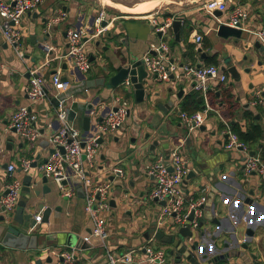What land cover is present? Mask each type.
I'll return each mask as SVG.
<instances>
[{"label": "crops", "instance_id": "obj_1", "mask_svg": "<svg viewBox=\"0 0 264 264\" xmlns=\"http://www.w3.org/2000/svg\"><path fill=\"white\" fill-rule=\"evenodd\" d=\"M84 1L43 0V3L24 20L23 57L6 42L0 28V63L4 65L0 77V195L5 194L6 184L10 180L9 165H16L14 175L20 177L23 182L27 174L33 173L34 177L39 179L34 190L40 189L41 193L32 197L34 204L27 207L26 211L32 213V218L25 228L30 234L39 231L38 234L49 238L36 249L11 248L0 241V264H57L59 253L64 249L73 251L79 264H108L106 251L95 241L88 244V248L76 247L79 240L84 239L92 230V221L85 210L82 181L70 173L66 185L72 194L64 196L50 179L53 191L44 194L41 182L44 174L39 168L31 167L27 173L20 168L22 158L30 159L32 163L37 161L40 165L53 149L50 139L58 130L60 122L56 113L57 103L54 101L57 89L49 80L58 71L61 72L63 81H70L74 86L69 104L75 114L70 120L77 127L75 121L82 117L80 130L85 133L83 138L96 134L97 122L110 112L113 96L124 95L131 103L126 124L116 133L108 135L111 138L110 145L105 146L107 140H102L95 165L87 167L88 174L93 176L94 180L103 182L110 179L113 184L110 208L102 212L107 219L109 230L108 246L113 252L146 246L162 247L168 252L170 264L174 263V257L170 253L172 244L156 237L159 231L165 236L172 235L174 221L170 217L162 223L159 221L163 204L150 198L155 181L148 174V166L158 155L164 154L168 157L174 147L184 142L183 148L187 147L189 164L195 175L183 182V190L195 197L201 196V189H205L208 194L201 221L204 225L194 231L192 238V242L199 243V249L196 251L199 257L197 261L201 264H264V184L255 177L250 182L244 180L245 154L242 151L225 149V127L222 119L217 116L222 115L230 123L239 121L243 124L246 123L244 112L252 110L264 124L263 107L253 105L258 99L264 101V46L247 31H242L240 38H224L217 33L221 25L217 17L228 19L238 7H243L248 12V18L244 22L248 28L254 30L261 27L264 23V0H226L227 9L221 11L220 15H211L205 11L204 3L207 0H180L174 2V9L166 7L165 10L168 11L150 14H119L106 10L109 20L106 30L100 35L102 40H97L99 36L87 43L91 56H95V60L98 59L99 68L82 73L72 61L61 58H56L51 61L50 66L43 67L50 58L44 45L53 49L50 51L53 54L51 57L59 56L66 52L68 28L95 30L92 25L99 9L89 8ZM60 7L66 12V19L58 25L53 34H47L46 22L49 16L54 14V10ZM155 18L161 22L171 19L172 23L175 19L181 20L180 39H176L172 25L167 28L164 39L160 37L153 23ZM105 33L108 36L105 37ZM198 35H202L201 42L197 41ZM168 36L173 44L166 41ZM161 41L168 44L170 60L178 66L209 65V61L216 59L217 63L211 64L221 69L235 65L240 73L244 69L250 70L247 87H244V81L241 80L236 85L230 73L224 69L229 80L215 86L213 90L217 97L220 96L219 100L224 101L228 94L232 95L235 118L228 117L227 111L215 108L217 111L208 113L203 126L189 131L191 135L183 137L180 130L184 123L179 114L184 112L180 105L182 97L194 93L200 108L203 109L205 105L202 95L190 89L192 78L182 76L184 94L181 98L177 95L181 86L173 80L157 82L147 79L146 87L153 86V94L142 103L136 101L133 88L126 91L123 84L108 87L107 82L116 73L117 67L142 59L146 53L152 51L153 45L156 46ZM221 49L226 51L230 64L224 65ZM36 66H42L40 72L48 80V97L31 108L38 115L35 124L41 132L40 140L31 144L20 140L17 132L8 127V121L20 105L29 104L25 91L30 77L28 70ZM101 77L105 78L103 84L93 87L86 84L87 80H98ZM169 100L174 101L171 108L164 110L159 106L165 105ZM173 109L174 113L171 112ZM186 112L191 113L188 110ZM86 116L90 117L88 130L84 129ZM145 134L148 140L144 139ZM261 143L255 148L248 147L251 152L255 151L264 159V134ZM113 166L124 169L123 178L112 175L110 170ZM24 196L25 192L21 189L20 199ZM41 204L51 208L47 222L43 221L44 209L39 207ZM14 213L6 216L2 213L0 205V218L4 215L8 222H11ZM37 215L42 216L40 222L35 220ZM248 230L254 232L252 237L247 234ZM69 242L72 245H69ZM226 243L230 244V248H225ZM243 244H248V248H243ZM204 246L208 249V260L201 258L200 250ZM230 249L243 251L245 261L236 256L224 258L225 251ZM252 254L258 255V258L252 259Z\"/></svg>", "mask_w": 264, "mask_h": 264}, {"label": "built area", "instance_id": "obj_2", "mask_svg": "<svg viewBox=\"0 0 264 264\" xmlns=\"http://www.w3.org/2000/svg\"><path fill=\"white\" fill-rule=\"evenodd\" d=\"M43 0H0V28L6 42L13 46L20 57H23L22 41L24 38L25 26L23 24L26 16L37 9ZM204 9L208 14L214 15L218 11L227 9L226 0H207ZM248 12L243 7L236 8L228 19L217 17L219 24H226L237 27L242 31L251 33L257 41L264 46V23L257 29H250L245 25ZM66 19V12L63 8L54 10V14L46 22L45 32L51 33L54 25L61 24ZM106 9L100 8L95 17V30L90 31L86 28L67 29V48L66 52L59 56L51 57L53 49L49 45H44L50 57L43 64V67L50 66L51 61L56 58L72 61L82 73H88L93 62L91 53L88 51L87 43L89 40L99 37L106 26L104 21H108ZM158 32L162 33L164 39L167 28L171 26L172 20L159 21L153 20ZM240 24V26H238ZM202 35L197 36V41L201 42ZM145 69L149 75V80L157 82L180 83L182 76L192 78L190 89L202 95L205 105L203 109L194 113L181 112L182 122L186 124L189 131L203 126L208 118L210 111H217L211 104L210 92L215 90V86L226 83L229 80L228 74L215 64L194 66H178L170 60V48L164 41L154 46L152 51L143 57ZM40 67L29 68L30 74L25 91L28 95L29 104L20 105L11 115L8 121L9 128H15L18 137L23 141L34 144L41 138V132L36 126L38 115L31 108L42 102L48 97L46 85L48 80L41 74ZM4 65L0 63V77ZM49 82L55 89L57 106V119L60 122L58 130L52 135L50 141L53 152L49 153L46 161L37 165L39 171L49 177L57 185L58 190L64 196H70L72 192L67 188L66 181L70 178V173L80 179L83 183L85 192V210L92 221L91 233L84 237V241L93 244L95 241L98 246L106 251L108 264H165L168 262V252L162 247L146 246L140 249H130L123 252H113L108 246L109 230L107 219L102 214L110 208V196L113 188L112 181L107 179L103 182L94 180L88 174L87 167H93L99 154L101 146L100 139L106 135L114 134L119 131L127 122L130 116V101L124 96L116 94L112 98L110 112L97 122V132L95 135L83 138L81 130L75 127L70 120L72 107L69 104L74 86L70 81H63L61 72L54 73ZM125 89L133 87L130 77L122 83ZM253 105H260L264 109V101L258 99ZM224 123L223 133L227 135L224 139V147L229 151H242L244 155L243 175L246 182H250L253 177L264 184V159L260 154H251L247 144L242 142L237 133L231 129L230 122L220 115ZM70 140V142H69ZM84 143V146L82 145ZM184 142L174 147L169 156L158 155L148 166V174L154 178L155 186L150 193V198L155 201H164L159 213V221L162 223L166 218L174 221V227L189 226L194 232L200 227L204 215V206L208 200L205 189H201L199 197L188 195L183 190V182L191 171L189 160L182 152ZM64 147V152L61 150ZM21 170L24 173L31 168L32 161L27 158L21 159ZM10 180L6 184L8 193L0 195V205L3 207L2 213L6 216L13 214L18 206L20 192L23 188V180L14 175L16 165L8 167ZM114 177L123 178L124 169L113 166L110 170ZM193 218L190 219L191 213ZM35 220L40 222L41 215H37ZM192 242V238H189ZM60 259L57 264H79L73 251L64 249L59 253Z\"/></svg>", "mask_w": 264, "mask_h": 264}, {"label": "water", "instance_id": "obj_3", "mask_svg": "<svg viewBox=\"0 0 264 264\" xmlns=\"http://www.w3.org/2000/svg\"><path fill=\"white\" fill-rule=\"evenodd\" d=\"M215 14H221V11H216ZM107 21L103 22V25L106 26ZM240 26V24L238 25ZM174 33L176 35V39H180L181 35V28H182V21L179 19H175L172 24ZM217 33L219 36L228 38L230 36L240 38L242 36V30L237 27H232L226 24H221L218 27ZM158 35L162 37V33L159 32ZM205 56V54H203ZM95 60V56H91V61ZM171 62H173L171 60ZM200 65H198L199 67ZM224 69H227V71L230 73V76L235 81L236 85L239 84L241 73L238 71L237 67L235 65H229V67L224 66ZM130 77L131 83L133 85L134 94L136 101L138 103L144 102L147 98H149V95L153 94V86L149 85L146 87V80L149 78V75L145 69L143 59H137L129 63H125L124 65H121L120 67H117L116 73L110 77V80L107 82L108 87H117L123 83L126 78ZM105 82V78L101 77L98 80H87L86 84L89 87H93L95 85H100ZM181 87L178 91V98H181L184 94V88L183 85L178 83ZM130 88V89H131ZM126 89V91L130 90ZM54 101L57 103V99L55 98ZM174 104L173 100H169L165 105L160 104L159 106L162 107L164 110L166 108H171ZM74 111H71L70 117L71 119L74 117ZM180 114V112H179ZM259 117V116H258ZM90 125V117L86 116L84 117V129L88 130ZM14 131H16L15 128H13ZM227 137V135H225ZM11 141V139H9ZM70 142V140H69ZM100 142H102V139H100ZM157 143V141L155 142ZM84 146V143L82 144ZM61 150L64 152V147H61ZM53 152V149L50 151ZM252 155L256 154L255 151L251 152ZM40 156H38L37 159H39ZM46 161V159H44ZM38 162L34 161L31 165L33 169L37 168ZM192 175H195L194 171H191L185 181L189 180ZM38 180L36 177H34L33 173L27 174L24 178L23 182V188L22 190L25 192V196L18 201L17 209L14 213V216L11 220V222H8V220L3 215L0 218V222L2 224L0 225V238L1 243L5 246L11 247V248H17V249H36L40 244L43 242H46L49 238L48 236H43L38 234L39 231H36L34 234H30L26 231V223H30L32 218V213L27 212V207L34 204V200L32 197L39 196L41 193L40 189H35L34 187L38 184ZM41 182L43 183L42 191L44 194L51 193L53 191V187L50 184V178L46 175L43 176ZM5 193H8V189L5 191ZM111 203L114 205V201H111ZM162 204H164V201H161ZM41 209H44L43 214V221L47 222L49 219V215L51 213V208L45 207L43 204L39 206ZM3 210V207H2ZM194 212L191 213L190 219L193 218ZM204 225V222L200 223V227ZM173 234L170 236H165L162 231L157 232L156 237L163 240L164 242H167L169 244H172L173 248L171 249V255L174 257V263L173 264H201L197 261L199 258L197 256V249H199V243L198 241L191 242L188 240L189 238H193L194 232L190 229L189 226H175L173 227ZM247 234L249 236H253L254 232L251 230H248ZM190 242H188V241ZM237 241V237L235 236L234 242ZM69 245H72L71 242L68 243ZM76 247H82V248H88L90 247L88 243L84 241V239H80ZM243 248L247 249L248 244H243ZM225 248H230V244L226 243ZM201 258L202 260H208L209 254L208 249L206 246L201 248ZM231 256H236L245 261V253L242 251H232L231 249L229 251H225L224 258H229ZM252 259L256 260L258 258V255L252 254L250 256ZM220 258V256H219ZM222 258V257H221ZM50 260V258H49ZM40 263V261H38ZM165 264H170V262H166Z\"/></svg>", "mask_w": 264, "mask_h": 264}, {"label": "rangeland", "instance_id": "obj_4", "mask_svg": "<svg viewBox=\"0 0 264 264\" xmlns=\"http://www.w3.org/2000/svg\"><path fill=\"white\" fill-rule=\"evenodd\" d=\"M142 1V2H141ZM180 0H165V1H154L153 0H85L84 3L87 4L89 6V8H95V9H100V8H105L107 11H114L116 13H119V14H123V13H136V14H139V13H145V14H150L152 12H162V11H168V10H165L166 7L168 8H172L174 9V2H179ZM191 1H196V0H182V2H191ZM150 2V3H149ZM159 2V3H158ZM161 3V4H160ZM149 4V5H148ZM143 5H146V9L143 11L141 9V7ZM149 6V7H148ZM158 6V7H157ZM151 8V9H150ZM167 8V9H168ZM50 17V16H49ZM24 24V22H23ZM25 25V24H24ZM58 27V25H54L53 26V29L51 30L52 34L53 32L56 30V28ZM92 27L94 28V24L92 25ZM51 34V35H52ZM105 37L108 36L106 33L104 34ZM102 36H100L97 40H102L101 38ZM46 38V37H45ZM166 41L168 43H171L173 44V41L170 39V37L168 36L166 38ZM91 44V43H90ZM92 45V44H91ZM220 49V47H219ZM112 50V48H111ZM222 51V60L224 62V65H228L231 63L230 61V58L229 56H226V51H223V49H221ZM98 54L96 53V56ZM228 58V59H227ZM98 62V59L94 60L93 61V64H92V68L91 70H94L96 68H99V64L97 63ZM250 70L248 69H244L242 72H241V76H240V80L241 81H244V87H247L249 85V80H250V76H249V72ZM172 113H174V109L171 111ZM177 111H175L176 113ZM83 115V113H81V116ZM218 117H220V114L217 115ZM221 118V117H220ZM81 122H82V117H79L76 121H75V125L81 129ZM82 131V130H81ZM82 136H84V132L82 131L81 132ZM190 132L186 126V124H184V126H182V129L180 130V135H182L183 137H186L187 135H189ZM191 135V134H190ZM21 137V136H20ZM20 140H22L23 138H20ZM105 139L107 140L105 142V146L107 145H110L111 143H109V139H111L108 135L105 136ZM144 139L148 140V138L146 137V134L144 136ZM24 140V139H23ZM22 140V141H23ZM144 148V147H143ZM147 148V146H145V149ZM187 151V147L185 149L182 148V152L183 154L186 156L187 159L188 158V152Z\"/></svg>", "mask_w": 264, "mask_h": 264}, {"label": "trees", "instance_id": "obj_5", "mask_svg": "<svg viewBox=\"0 0 264 264\" xmlns=\"http://www.w3.org/2000/svg\"><path fill=\"white\" fill-rule=\"evenodd\" d=\"M215 59V58H213ZM211 63H217L216 59L213 61H209ZM220 96L217 97L216 92H210V99L212 106L217 110L223 109L227 111V115L230 118L234 117V100L232 95L228 94L226 100H219ZM180 105L182 110H188L191 113L196 112L201 109L200 104L198 103L197 95L194 93H189L188 95L182 97ZM259 106V105H257ZM261 111H259L260 115ZM244 118L246 119V123L241 124L239 121H234L230 123L231 129L237 133L239 139L247 144L250 148H255L257 145L262 144L261 140L264 134V124L261 122V118L257 117V114L252 110H247L244 112ZM263 148V147H262Z\"/></svg>", "mask_w": 264, "mask_h": 264}, {"label": "bare ground", "instance_id": "obj_6", "mask_svg": "<svg viewBox=\"0 0 264 264\" xmlns=\"http://www.w3.org/2000/svg\"><path fill=\"white\" fill-rule=\"evenodd\" d=\"M154 1V3H155V1H160V2H162V1H165V0H153ZM142 2V1H141ZM150 3V2H149ZM159 3V2H158ZM161 4V3H160ZM149 5V4H148ZM149 7V6H148ZM158 7V6H157ZM141 9L144 11L145 9H146V5H143L142 7H141ZM151 9V8H150Z\"/></svg>", "mask_w": 264, "mask_h": 264}]
</instances>
